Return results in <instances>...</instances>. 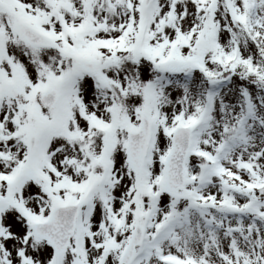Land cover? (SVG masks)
Wrapping results in <instances>:
<instances>
[{
	"label": "snow or ice",
	"instance_id": "6c2138e0",
	"mask_svg": "<svg viewBox=\"0 0 264 264\" xmlns=\"http://www.w3.org/2000/svg\"><path fill=\"white\" fill-rule=\"evenodd\" d=\"M0 264H264V0H0Z\"/></svg>",
	"mask_w": 264,
	"mask_h": 264
}]
</instances>
